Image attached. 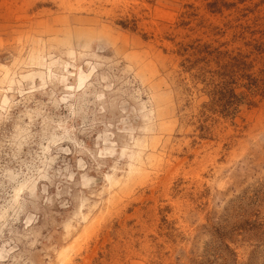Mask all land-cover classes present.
Wrapping results in <instances>:
<instances>
[{"label":"rangeland","instance_id":"374dc122","mask_svg":"<svg viewBox=\"0 0 264 264\" xmlns=\"http://www.w3.org/2000/svg\"><path fill=\"white\" fill-rule=\"evenodd\" d=\"M3 209L0 264H264V0H0Z\"/></svg>","mask_w":264,"mask_h":264},{"label":"bare ground","instance_id":"6f19581e","mask_svg":"<svg viewBox=\"0 0 264 264\" xmlns=\"http://www.w3.org/2000/svg\"><path fill=\"white\" fill-rule=\"evenodd\" d=\"M39 59L40 58H35V60L37 62H39ZM53 64H54V62L52 61L48 65L50 66V65H53ZM35 75H38L42 79V81H44L43 72H37V73L32 74L31 76L34 77ZM65 81H66V76L65 75H61L60 76V82L62 83V82H65ZM77 83H78V88L83 84V80H82L81 75L78 76V82ZM69 88H72V86H70ZM71 96H73V94L69 93V97L70 98H71ZM61 99H62V101H65L67 99V96L62 97ZM133 140H134V145H135L134 147L139 148V146L142 145V141L140 139H138V138L134 139L133 138ZM44 150H46V149L44 148ZM106 150L113 151V149H107V148H106ZM122 154L125 155V156L127 155L129 160L131 161L128 164V170L120 178L114 177L113 175H106V181L108 182L109 187L116 186V185H119L120 183H122V178L130 176L136 170V167L140 164V150H136V151L135 150H130V153L127 154V148L124 147L122 149ZM40 173H41V171H40ZM26 185H27V181L24 182V183H21L17 188H15V194L13 193L14 196H13V199H12L13 202L17 201V193L20 192L21 190H23L26 187ZM5 213H6V209L0 210V228H1V225H2V223L4 221V214ZM1 258H2V254L0 252V260H1Z\"/></svg>","mask_w":264,"mask_h":264}]
</instances>
